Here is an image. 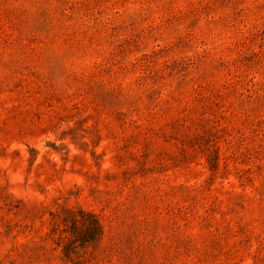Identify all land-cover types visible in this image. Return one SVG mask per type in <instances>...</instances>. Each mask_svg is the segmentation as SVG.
I'll list each match as a JSON object with an SVG mask.
<instances>
[{
	"label": "rangeland",
	"instance_id": "374dc122",
	"mask_svg": "<svg viewBox=\"0 0 264 264\" xmlns=\"http://www.w3.org/2000/svg\"><path fill=\"white\" fill-rule=\"evenodd\" d=\"M0 264H264V0H0Z\"/></svg>",
	"mask_w": 264,
	"mask_h": 264
}]
</instances>
